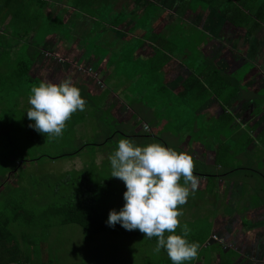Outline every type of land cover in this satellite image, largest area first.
<instances>
[{"label": "trees", "instance_id": "trees-1", "mask_svg": "<svg viewBox=\"0 0 264 264\" xmlns=\"http://www.w3.org/2000/svg\"><path fill=\"white\" fill-rule=\"evenodd\" d=\"M59 1L72 2L74 0ZM44 2L45 0H0V179L8 173L14 172V169L18 168L17 163H21L20 165L29 163L30 167L32 166V168L28 167L29 169L19 171L16 181L19 184H16L15 187L3 185L0 182V192L4 191L8 196V199L5 200V210H0V264H59V261L57 262L59 260L57 245L55 243L53 245L50 241L47 242V237L54 227L62 228L69 224L81 228L84 243H92L93 237H99L101 234L108 238L119 237L123 240H132L135 248L140 247L136 251L137 256L128 253L123 257L122 252L117 255L118 250H116L112 254L107 251L106 255L103 254L104 256L99 260H126L127 264H164L165 260L169 261L166 252L163 249L159 254L153 251L156 238L148 239L138 230H125L119 223L111 227L108 226V213L110 210L119 211L123 207L122 191L126 190L121 180L110 176L111 166L108 156L117 148L121 138L129 139L136 146H145L142 140L159 142L160 139L157 135L164 128L165 122L159 112L155 116L156 119L154 118L155 122L152 123L149 116L141 114L133 107L134 104L140 103L144 111L148 110L152 113L153 109H157L158 105L150 103L148 99V92L151 90L153 93H162L167 97V99H163L169 111V115L166 117L167 122L171 124L172 129L175 128L173 121L175 118H179L181 127L185 128L187 113H191L186 107L189 102L196 104L198 111H205L204 113L208 115L209 125L204 127L208 129L206 132L209 137H204L208 139L207 144L211 145L210 148L215 146L212 151L213 158L211 160H194V175L209 184L208 189L198 190L196 188L193 191L201 193L203 197L207 193L209 194L207 196L209 199L206 197L202 199L204 211L206 205L211 203H207V201L217 194L216 186L212 181L217 177L225 178L227 174L226 177L241 181L243 192L245 190L248 192L244 193L247 196L251 195L250 190L255 192L254 186L264 182V170L260 169L262 165L257 163L253 168L242 163L241 160V164L236 166L233 161L240 163L237 156L245 154L250 141L253 140L248 135L246 137L245 134L241 140L237 138L238 135L258 127L264 121V81L258 77L259 74L264 76V71L249 70L251 64L247 63L249 65L246 70L242 67L236 70L235 74L233 71L229 74L226 72L228 71L227 57L234 61L238 58L237 50L235 55H231L230 50L236 49L235 45L240 43L239 29L246 32L247 23L249 25L251 23L247 21L248 19L244 17L239 7L232 6L230 8V4L227 3L229 8L221 9L217 6L216 0H191L189 12L194 14L197 9L204 12H217L219 24L223 23L218 28L219 38L216 37L217 35H213L216 30L213 29L215 26L213 25L211 29L209 21L204 20L205 15L201 16L199 25L196 27L180 22L177 18H170V23L165 24L161 29L158 28L153 33L152 29L155 26V21L158 20V12L161 10L156 9L155 11L151 6H148L149 4H146L139 15H126L125 19L130 20L125 21L124 17H120V13L116 14L108 26H102V30H109V27L115 29L121 27L123 23H126L129 29H140L146 37L153 41L152 52L143 56L141 60H131L130 55L122 54L121 56V49L115 52L112 49L114 48L112 44L107 42L98 44L97 52L111 51L108 53L106 65L113 63L116 55L120 54L115 65L117 72L110 73L105 78L103 82L105 87L98 94L87 96L83 84L75 85L80 89L81 95L83 93L81 97L86 101V115L84 111L75 112L67 121L63 135L53 139L30 128L29 124L34 122L27 118L26 113L30 108L28 104L30 89L34 85L38 86L42 81L51 82V80L44 79L43 73L35 70L37 63L41 60L45 63V59L42 57V45L45 44V40H49L55 34L67 39V33L61 29V16L57 17L55 22L48 21L47 24H44L45 18H42ZM198 3L203 4L198 5ZM239 5L248 12H251L255 6L259 9L264 7V3H257L256 0L241 2ZM96 10L98 12L99 8ZM257 14L256 11L255 15ZM243 34L246 35V33ZM101 36L102 34H97L96 40ZM96 40L84 43L85 51L93 49L99 43ZM253 42L252 39L247 42L249 51L252 50L251 43ZM138 45L140 43H130L124 50L133 53L139 47ZM177 47L180 48L177 49ZM160 49L163 51L161 52ZM164 50L170 56L164 54ZM176 51L179 52L178 55L174 53ZM171 62L177 64L179 72L184 76L181 80L175 79L164 83L162 77L164 73L167 74L168 64ZM142 65H145L146 68L140 67ZM112 74H114L113 77ZM117 75L120 76V79L115 77ZM244 76L252 81V93H255L254 89L257 90V95L253 96L251 106L255 110L262 107L263 111L261 112L260 109L256 112L247 110L245 114L239 116L238 113H235L238 108H235L236 106L231 108L232 104L229 101H238L240 94L247 92L243 86L249 82H245ZM140 81L142 84L146 83L144 91L142 89L134 94L133 85ZM122 84L127 85L125 90L119 89ZM261 87L263 88L258 90ZM109 93H118L122 103L120 109L126 106L129 113H135L134 118L121 117L122 120L117 121V113L111 115L100 109ZM134 95H137L138 99L132 98ZM20 97L27 102L26 107H23L22 110L17 107L19 106L17 99ZM212 99L218 101L219 106H211ZM260 99L263 100L259 102ZM208 106H211V110L206 109ZM244 108L245 106L242 104L243 111L241 113L245 111ZM218 109L219 115L214 118L210 113ZM233 114L237 122L233 119ZM238 117H241L240 120ZM254 119L255 122L247 129V125ZM82 122H85L86 125L91 122L99 129L100 133H95V136L101 134L100 138L103 137L101 142L99 139L95 141H99V144L94 142L82 144L74 150L70 149V151H63L55 155L34 153L36 150H33L37 146L48 142H58L61 147H67V144L64 143L65 140L62 142L60 138L73 133L74 124ZM142 123L144 128H138ZM125 127L126 129H124ZM229 127H232L231 131L233 130V132L226 134ZM189 131H191L190 128L188 133ZM262 131L264 132V127ZM159 143L168 147L164 142ZM86 147H89L90 152L93 153L91 159L88 160L92 165V160L96 158L95 152H105V156L100 160V164L104 165L103 176L101 167L97 166L89 168L84 166L85 168L82 170H73V172H77L78 177L76 178L70 176L72 173L69 172L70 170L53 173L56 169L51 163L57 159H67L83 154ZM32 153L34 156L31 155ZM248 159L252 163L250 155ZM48 165L53 167V172L52 169L47 172ZM25 175L33 176L25 178ZM252 183L256 185H252ZM45 194H50V198L46 199ZM39 202H41L40 206ZM193 204L200 205L199 202L198 204L193 202ZM30 208H34L33 211H29ZM202 224L203 235L197 241L199 247L209 228L206 217H203ZM192 229L195 230L197 227ZM176 234H181L178 232V228ZM20 242L26 245H21ZM43 243L46 244L42 246ZM146 245L148 247L152 245L153 248L147 249ZM42 249H44V255H47L45 250L50 252L55 260L54 263H48L46 260L36 261V263L31 261L37 260L39 255L41 257ZM82 260L85 259L82 257ZM87 260L93 259L90 257ZM60 264L74 263L63 262Z\"/></svg>", "mask_w": 264, "mask_h": 264}, {"label": "crops", "instance_id": "crops-1", "mask_svg": "<svg viewBox=\"0 0 264 264\" xmlns=\"http://www.w3.org/2000/svg\"><path fill=\"white\" fill-rule=\"evenodd\" d=\"M248 0H216L217 6L221 9L223 7H228L230 4V8L232 6L239 7L244 15L245 18H247L248 22L251 23L249 25L247 23L248 29L246 32L239 29L240 36V43L235 45L236 49L230 50L231 55H235V52L237 50L238 58L236 64L230 63V58L227 57L228 62V71L227 74L233 73L235 74V71L238 69H241L244 67L246 70L248 65L251 64L252 71L262 72L264 71V7L263 8H253L251 12H248L245 8H243L241 5H239L241 2L245 3ZM257 3H264L263 0H256ZM146 4H149L148 6H151L152 9L156 11V9H159L161 11L158 12V20L155 21V26L152 29V32L155 33L156 30L159 28L161 29L162 26H164L167 23H170V18H177L180 20V22L191 24L192 26L196 27L199 25L200 19L202 15H205L204 20L206 19L209 21V25H211V29L213 25L215 26L213 29H216L213 32V35L217 38L220 37L219 35V29L223 23L219 24V16L218 13L215 11H202L197 9L196 13L191 14L189 12V8L191 6V0H74L70 2L66 1H59V0H45L44 7L42 9V14H47V17L49 21H54L61 16V22H62V31L67 33V39L62 38L61 36H58L55 34V36H52L50 39L54 41V44L52 45L53 49L55 47H59L60 44H63L64 47L67 48V50L71 53H76L75 55V62L78 65L80 61L84 58H88L91 56H101L104 58V62L100 65L98 76L102 77V88H100L97 92H101V90L105 87V84H103L105 78L109 76L110 73H115L117 70L115 69V65L118 62V59L120 58V54L116 55V59L113 63L107 64L106 61L109 57V52L103 53L97 52V46L98 44L107 42L109 44H112L114 48H112L115 52L119 49H121V56L122 54L130 55L131 60H136L143 58V56H146L152 52L151 47H153V41L146 37L144 32L140 29H129L126 23H123L121 27L113 29L112 27L110 30H102V26H108L110 24V21L113 17L116 16V14L120 13V17H124L125 19L126 15L132 16V15H139L141 10L143 9ZM203 3H198V5ZM42 5V4H41ZM96 8H99L98 12ZM96 11V12H95ZM258 12L257 15H255V12ZM95 12V13H94ZM95 14V15H94ZM56 15H58L56 17ZM239 17V16H236ZM47 23L46 19L44 24ZM152 33V34H153ZM243 33H246L243 34ZM102 34L100 39L96 40V35ZM216 38V39H217ZM253 40L254 42L252 44V50H248V44L247 42L249 40ZM99 42L97 43L93 49H90L88 51H85L84 43L95 41ZM46 42V40H45ZM140 43L138 45L136 51L128 52L126 47L130 43ZM46 44L42 45V52L45 48ZM229 49H232L229 47ZM243 49V50H242ZM112 50V51H113ZM162 52L163 49H160ZM47 54H50V52H46ZM146 53V54H145ZM167 56H170V54L164 50L163 52ZM246 53V55H244ZM43 55V54H42ZM65 56V55H64ZM66 58V57H65ZM80 58V59H79ZM98 58V57H97ZM97 58H94L93 60L85 59V61H95ZM173 58V57H172ZM171 58V59H172ZM252 58H256L257 66H254L252 64ZM170 59V60H171ZM240 59V60H239ZM174 60V59H173ZM66 62V61H65ZM67 64H70L69 67H67L66 71L71 70V63L66 62ZM249 63V64H247ZM170 64V63H169ZM168 64V65H169ZM230 65H232V68H230ZM40 72V70H37ZM57 71H61L59 68H54L53 78L51 79V82L58 83V81L55 79V77L59 76V73ZM170 73L167 74L164 73L163 75V82L168 83L175 79H182L184 75L182 76H168ZM114 74H112V77ZM116 78H119L120 76H115ZM258 77L264 81V76L258 75ZM245 82H249L248 84H244V89L247 91L246 93L243 92V94H240L238 101H229L232 104L233 108H238L235 113H238V115L242 116L246 113L247 110L251 109V103L253 100V96L257 95V90L254 89L255 93H252L253 91V85L252 81L249 78H245ZM155 81V80H153ZM78 85V84H76ZM84 89L86 91V95L94 94L90 89V87L86 86L85 83H83ZM108 87V86H107ZM119 87V86H118ZM127 85L122 84V87H119L120 90H125ZM176 88V87H175ZM263 87L259 88L258 90L262 89ZM118 90V91H120ZM119 93V92H118ZM118 93H109V95L115 94V96H119ZM98 94V93H97ZM263 99H260L259 102H261ZM210 105L215 107L216 105L219 106V102L215 99H212L210 101ZM244 104L245 111L241 113L243 110L241 109V105ZM248 106V107H247ZM101 109V108H100ZM120 109V107H119ZM103 110V109H102ZM203 110V109H202ZM261 112L263 111V108L260 109ZM105 111V110H104ZM217 113V114H214ZM212 115L214 118H216L219 115V109L212 111ZM241 117H238L240 120ZM233 119L237 122L235 117L233 116ZM255 122V119L250 121V124L252 125ZM252 123V124H251ZM80 123H75L74 128H76V125ZM264 127V121L261 122L258 127L250 130H246L245 134L250 136L253 141H255L257 144H261L264 148V132L262 131V128ZM251 132L254 136L251 135ZM188 133V132H186ZM100 136H102L100 134ZM187 136H178L177 139H174L172 142H170V147L176 146L177 152H186L187 154L194 156L193 154L199 152H210L213 153V149L211 151V145L209 146L207 144L208 139L203 136L201 133V137L199 136L198 139H190L186 138ZM255 142L252 143L253 145L250 146V151L258 152L256 155H253L250 151V159L252 160V163H255L257 165L261 164L262 167L261 170H264V149L259 150L260 146L255 145ZM169 147V144H167ZM215 146H212L214 148ZM173 149V148H172ZM198 161V160H196ZM208 164H211L210 162H207ZM100 164V162H99ZM98 168L101 166L95 165ZM220 178L217 177L214 183L216 186L217 194L214 198L219 197L222 198V202L218 205H222L224 201L226 200L227 195L230 192L237 193L235 196L230 198V203H240V206H236L237 209H243L245 210V213L243 215H239V213H236L235 211L230 214V216L227 217H221L218 219L217 225L222 223L223 225L218 227V230H211L213 225L210 224V227L207 230V233L205 234V238L202 241V245H200L198 250V258L193 261L185 262V264H264V237H262V234L264 233V226H263V220H257L256 218L263 217V211H264V195H261V191L263 190H254L255 192H252V190L249 191L251 193L250 196L245 195L243 192V188L241 186V181L235 180V178L226 177ZM202 179V178H200ZM204 180V179H203ZM205 182V180H204ZM264 183V182H263ZM262 183V184H263ZM252 185H256L253 184ZM261 185V184H259ZM257 185V186H259ZM220 189H222L224 192L221 194ZM126 191V190H125ZM124 193V191H122ZM242 192V193H241ZM213 203H215L212 200ZM229 205V204H228ZM227 206V205H225ZM221 213V212H219ZM256 215L255 219L250 217L251 215ZM264 218V217H263ZM220 220V221H219ZM236 220V225H230L229 221ZM256 223V224H254ZM197 236L192 237L188 236L187 239L190 242H197L199 238L203 235V232L201 228H197L196 230ZM262 233V234H260ZM194 235V232H193ZM212 236L215 237V239L212 238ZM258 238L259 240H257ZM257 240V241H255ZM210 242V243H209ZM205 248L211 249V256H204L202 254V250ZM232 254L235 255V258L232 259ZM172 264V262L169 260L166 262L164 261V264Z\"/></svg>", "mask_w": 264, "mask_h": 264}, {"label": "rangeland", "instance_id": "rangeland-1", "mask_svg": "<svg viewBox=\"0 0 264 264\" xmlns=\"http://www.w3.org/2000/svg\"><path fill=\"white\" fill-rule=\"evenodd\" d=\"M58 15H56L57 17ZM60 16V15H59ZM45 18L47 23L49 21L47 14H43L42 18ZM41 18V19H42ZM58 21V20H57ZM55 22V21H54ZM53 22V23H54ZM46 23V24H47ZM56 24V23H55ZM189 25V24H188ZM111 28H109L110 30ZM1 30V29H0ZM46 46L43 49V58L45 59V63L48 62V64H45L43 60H41L39 63H37L35 70H40L41 73H43L44 75V79L45 80H51L54 76H53V71L54 68H59L61 71H57L59 73L58 77H55V79L58 81V83L64 79H71L73 85L75 86L76 84H83L85 83L86 86L90 87L89 90H91L94 94H97L94 92L98 91L100 88H102L101 85V81H102V77L98 76L99 73V68L100 65L104 62V58H102L101 56H91L88 58H84L82 59V61H80V63L78 65L75 62V55L76 53L72 52L71 53L67 50L66 47H64L63 44H60L59 47H55L53 49L52 45L54 44V41L52 39H49L45 42ZM179 46V45H177ZM180 48V47H179ZM177 47V49H179ZM46 52H50V54H47ZM176 55L179 54L178 51L174 52ZM65 55V56H64ZM66 57V58H65ZM98 57V58H97ZM94 58H97L95 61H85V59L88 60H93ZM71 63V70L70 71H66L67 67L70 66V64H67L66 62ZM98 61V62H96ZM257 59L256 58H252V64L254 66H257L256 62ZM231 64H236L238 63L237 61H234L233 59H231L230 61ZM168 73H170V76H182V74L179 72V68L177 66L176 63L171 62L168 65ZM140 67H144L146 68L145 65H142ZM230 68H232V65H230ZM173 71V72H171ZM39 72V73H40ZM120 79V78H119ZM141 80V79H140ZM144 84L146 83H141L137 82V84L135 83L133 86V92L134 94H137L139 90L144 91ZM168 89L170 90V88L168 87ZM83 91V90H82ZM81 94V93H80ZM83 95V93H82ZM81 95V96H82ZM132 98H136L138 99L137 95H134ZM167 99V97L165 96V94H158L157 92L153 93L151 90L148 92V99L150 101V103L153 104H157L158 107L157 109H153V112L151 113L150 111L146 110L144 111V109L140 106V103H136L137 105H133L135 110H139L141 114H146L147 116H149V120L152 121V123H154V118L157 115V112H159V114L162 117V120H164V128L162 129L161 132H158V137H159V142H164L166 144H169V148L170 147V142H172L174 139H177L178 136H187L186 138L190 139H198V137H201V133L203 134V136L205 137H209V134L206 132V127L209 125L208 120L207 119L208 115L206 113L200 112L197 110V106L194 103H188L186 105V107L189 109V111L191 112L190 114L187 113V118L185 119L186 122V126L185 128L181 127V121L179 120V118H175L174 121V127L175 128H171V124L169 122H167V115H169V111L168 108L166 107V105L164 104V99ZM18 101V109H21L23 107H26L27 102L25 101V99H23L22 97L17 99ZM16 106V104H15ZM30 106V105H29ZM122 106L121 100L120 98L117 96H115V94L113 95H109L107 97V100L104 101L101 109L105 110V112H108L107 114H115L117 113V121H121L122 118L121 117H125L126 119H131L132 117L134 118V112L133 113H129L128 112V108L126 106H123L122 109H119V107ZM156 107V106H155ZM248 107V106H247ZM254 107L251 106V111L256 112L258 109H262V107L258 108L257 110L253 109ZM207 110H211V106H208L206 108ZM205 109V110H206ZM253 109V110H252ZM86 108L83 110L85 112L86 115ZM212 114V111L211 113ZM209 114V115H210ZM217 114V113H214ZM234 116V114L232 115ZM156 119V118H155ZM253 122V120H252ZM252 124V123H251ZM196 125V127H195ZM85 126V127H84ZM206 126V127H204ZM231 126V125H230ZM251 125H247V129L250 128ZM154 127V125H153ZM74 128V126H73ZM93 130H92V129ZM138 128H144V124L142 123L141 125L138 126ZM189 133H186L188 132ZM121 130V128H119ZM126 129V127L124 128ZM232 127H229V131H226V134H231V132H233V130L231 131ZM235 131V130H234ZM99 129H97L91 122L89 123V125H86L85 122H82L80 124L76 125V128H74L73 133L66 135L64 138H60L61 141L63 142L65 140V144H67V147H61V144L58 142H48L44 145L41 146H37L33 151H35V154H49V155H55L58 153H61L63 151H70V149L74 150L76 148L79 147V145L82 144H92L93 142L96 144H99V141L95 142L96 140H101L103 139L100 138V135H96L95 133H98ZM100 133V132H99ZM245 133H241L238 135L237 138L241 139L243 138ZM235 135V134H233ZM232 135V136H233ZM246 135V134H245ZM251 135L254 136L251 132ZM246 137H248L246 135ZM159 142H152V141H145L142 140V143L146 146L147 144L150 143H159ZM255 141L251 140L250 144L248 145L247 149L245 150V154H241L239 156H237L240 160V163L234 162L233 164H235L236 166L241 164V160L242 163H245L249 166H252L253 168L256 167L255 163H251L249 161V153L251 152L253 155H256L258 152H253L250 151V146L253 145L252 143H254ZM161 144V143H159ZM255 145H259L260 146V151L263 150V146H261V144H257L255 142ZM173 149H176V146H172ZM85 151H83V154H79L78 156H73L67 159H57L54 161V168L56 169L55 172H53V167H51V165H48V169L47 172H50V170L52 169V172L54 174L58 173H63V172H67L68 170H70L69 172L71 173V177L72 178H76L77 176V172H73V170L75 171H79L95 165H99L101 166V175L103 176L105 171H104V165L99 164L100 160L105 156V152L101 151V152H95L96 154V158L94 160H92L93 165L89 164V161L93 155L92 152H90L89 147L84 148ZM213 148H211L212 151ZM177 150V149H176ZM250 151V152H249ZM81 152V151H80ZM79 152V153H80ZM32 156H34V154H31ZM82 155V156H81ZM193 159L194 160H201V159H205V160H211L213 158V153L210 152H201V153H194ZM264 155V154H263ZM262 160L264 158H261ZM41 160H46V159H41ZM83 162V165H82ZM85 162V164H84ZM87 162V163H86ZM21 164V163H20ZM17 163V167L16 169H14V172H10L8 174H6V176L2 179H0V182L4 185L10 186V187H15L16 184L18 185L19 183H17V179H18V173L20 170H25L28 167L32 168V166L30 167L29 163H23L22 165H20ZM85 166V167H84ZM28 168V169H29ZM28 176H33V175H25V178H28ZM33 180V179H30ZM39 181V180H36ZM183 182V181H182ZM181 182V183H182ZM215 183V180H214ZM242 183V182H241ZM206 185V186H205ZM209 184L205 183L203 179H198V186L197 189H208ZM264 189V183L259 185V186H254V190H263ZM209 190H211L209 188ZM209 190H207V192H210ZM221 194L224 192L222 189H220ZM261 195H264V191L260 192ZM237 193H232L230 192L227 197L226 200L223 203V206L219 203L222 202V198L216 197V198H211L210 201H207V203H210L209 205H206V209L204 211V203L202 202V199L208 198L207 196L209 195L207 193V195L205 197H203V195L201 193L198 192H190V195L187 198V202L181 207V211L183 212V216L180 217V221H181V226H183L184 224H187L188 228L190 229V234L188 236H192V237H196L197 236V229H192L193 227H197V228H201L202 232H203V224H202V220L203 217H206L208 219V223H209V227L210 224L213 225V227L211 228V230L215 229L218 230V227L223 225L222 223H220L219 225H217L218 223V219H220L221 217H227L230 216V214L232 212H236L239 213V215H243L245 213V210L243 209H237L236 206H240V203H230V198L235 196ZM212 196V195H211ZM45 198L48 199L50 198V194H45ZM8 199L7 194L3 191L0 192V210H5L6 206H5V200ZM209 199V198H208ZM212 200L215 202L213 203ZM193 202H199L200 205L195 206ZM41 202L38 203V205L40 206ZM229 204V205H228ZM227 205V206H225ZM29 207V206H28ZM31 210L29 211H33L32 209L34 208H30ZM221 212V213H219ZM36 213H38V210H36ZM255 214L251 215L250 217L255 219ZM257 220L262 221V219H264L263 217L260 218H256ZM220 221V220H219ZM230 225H236V220H231L229 221ZM178 232L181 233V229L178 228ZM194 232V235H193ZM262 234V233H260ZM262 237H264V233L262 234ZM16 238V237H15ZM48 241H50V243H54L57 245V253H58V259L57 262L59 261L60 263L66 262V263H74V264H127L126 260H99L101 259V257H103L104 255H106L107 251H109L111 254L114 253L116 250L117 251V255L119 254V252H122V256L125 257L128 253H130V255L133 256H137L136 251L138 249H140V247H134V242L132 240H123L120 239L119 237L116 238H108L107 236H103L100 234L99 237H93L94 241L92 243H84L83 241V234H82V230L80 227L75 226V225H67L64 226L62 228H57L54 227L53 229H51V231L49 232V236L47 237ZM257 240H259L258 238H256ZM16 240V239H15ZM255 240V241H257ZM16 242H18V240H16ZM21 245H26L23 242H20ZM210 243V242H209ZM46 243H43L42 246H44ZM21 245H19L20 247H22ZM39 245V244H38ZM55 247V246H54ZM147 249L149 248H153L152 245H150L149 247L146 245L145 246ZM45 254L44 255V249L41 250V257L39 255V258H37V260H31L34 263H36V261L41 262L43 260L48 261V263H54L55 260L53 259L52 255H50V252H47L45 250ZM104 254V255H103ZM202 254L203 257L204 256H211V249L210 248H205L202 250ZM82 257L85 260H82ZM92 258L93 260H87L88 258ZM55 258V257H54ZM232 259L235 258V255L232 254ZM40 264V263H39Z\"/></svg>", "mask_w": 264, "mask_h": 264}, {"label": "clouds", "instance_id": "clouds-1", "mask_svg": "<svg viewBox=\"0 0 264 264\" xmlns=\"http://www.w3.org/2000/svg\"><path fill=\"white\" fill-rule=\"evenodd\" d=\"M30 93L26 113L34 123L29 127L49 138L61 137L71 116L85 109L86 101L71 79L42 81ZM108 159L110 176L121 180L126 188L123 207L108 213V226L119 223L125 230L156 238L153 251L159 254L163 249L172 264L196 260L199 244L187 239L190 229L180 221L181 207L198 186L193 157L159 143L136 146L121 138ZM177 228L181 234H176Z\"/></svg>", "mask_w": 264, "mask_h": 264}, {"label": "built area", "instance_id": "built-area-1", "mask_svg": "<svg viewBox=\"0 0 264 264\" xmlns=\"http://www.w3.org/2000/svg\"><path fill=\"white\" fill-rule=\"evenodd\" d=\"M212 238H213V239H215V237H214V236H212Z\"/></svg>", "mask_w": 264, "mask_h": 264}]
</instances>
